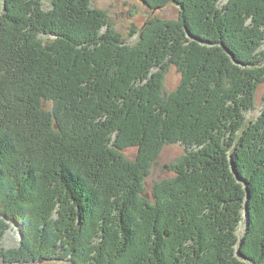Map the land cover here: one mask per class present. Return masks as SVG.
Here are the masks:
<instances>
[{
	"label": "trees",
	"instance_id": "16d2710c",
	"mask_svg": "<svg viewBox=\"0 0 264 264\" xmlns=\"http://www.w3.org/2000/svg\"><path fill=\"white\" fill-rule=\"evenodd\" d=\"M140 1L181 18L130 43L93 0H0L4 263L264 264V0Z\"/></svg>",
	"mask_w": 264,
	"mask_h": 264
},
{
	"label": "rangeland",
	"instance_id": "374dc122",
	"mask_svg": "<svg viewBox=\"0 0 264 264\" xmlns=\"http://www.w3.org/2000/svg\"><path fill=\"white\" fill-rule=\"evenodd\" d=\"M94 8L100 9L108 13L111 24L115 29L123 35L124 39L129 40L130 43L138 41L140 32L143 31L145 25L149 22L156 24L174 23L181 18L182 7L170 3L162 10L153 11L151 8L143 4L140 0H93ZM3 12V10H2ZM198 24V23H196ZM137 32L136 37L132 38V32ZM198 31V30H197ZM47 42H51L53 38H45ZM264 53V46L261 49ZM182 84V77L176 69H172L166 79L167 93L177 91ZM51 108L50 104H46V109ZM264 108V85L259 89L257 95V108L252 113L248 114V119L256 120L262 115ZM126 153L128 159L135 161L138 151L131 149ZM186 154V149L181 145L167 146L158 162H156L146 181L144 189L146 190L145 197L148 200L154 201L155 188L159 183L171 179L175 176L174 172H170L167 168L179 161ZM12 228L5 237L3 248L6 250L17 249L21 245L22 235L18 225L11 224ZM244 225L240 228L239 237L240 244L244 237ZM0 264L3 262L0 256ZM34 264H56V263H34Z\"/></svg>",
	"mask_w": 264,
	"mask_h": 264
}]
</instances>
